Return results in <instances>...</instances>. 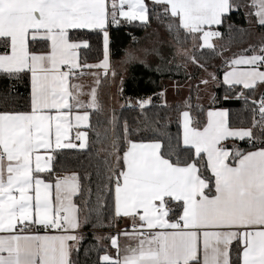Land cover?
I'll use <instances>...</instances> for the list:
<instances>
[{"label": "snow or ice", "instance_id": "1", "mask_svg": "<svg viewBox=\"0 0 264 264\" xmlns=\"http://www.w3.org/2000/svg\"><path fill=\"white\" fill-rule=\"evenodd\" d=\"M154 21L172 59L129 48L121 64L162 73L180 57L224 87L207 105L165 100L175 133L146 115L151 97L132 123L100 99L113 29ZM0 264H264V0H0Z\"/></svg>", "mask_w": 264, "mask_h": 264}, {"label": "trees", "instance_id": "2", "mask_svg": "<svg viewBox=\"0 0 264 264\" xmlns=\"http://www.w3.org/2000/svg\"><path fill=\"white\" fill-rule=\"evenodd\" d=\"M230 23H233L236 25L238 29H244L247 28L248 25L242 21L241 17L236 15L233 16V19L230 21ZM156 24L154 21L151 26ZM150 27L142 28L137 23L134 26H124L122 30H115L113 29L111 35L113 40V60H120L122 59L121 53L128 49L132 44L131 37L134 36L136 40L138 41L137 44H139L144 36L147 35L148 31L150 30ZM222 32H226V27H222L219 29ZM233 42L231 44V52H239L241 46H246L247 43H257L260 39L261 33L255 31L253 29L251 36H242L240 33H234L233 34ZM218 43L217 47L221 44H227L228 43V37L225 36V39L223 41L217 40ZM157 48L160 49L164 56L167 59H172L174 48L172 47H161L159 44H155L152 46V48H146V49H153ZM197 54L200 50H196ZM204 55L200 57L202 62H207L211 65L209 67V70L212 69L217 73V75L222 79L223 71L225 70V65L223 63V58L220 56H213L210 52L207 50H204ZM231 53H228L227 55H230ZM140 57H138L139 59ZM143 58V56L141 57ZM148 59L152 61L153 64L157 63L158 61L156 58L149 56ZM191 64V62H186L182 58L176 57V59L173 61L171 65H168L165 67L162 73L158 72H149L147 71L139 62L128 64L127 66V76L125 77V80L123 82V93L121 94V101L123 103V107L115 112L116 116L120 119L121 123L124 120H128L130 123L133 121H136L140 118V109L138 107H135V101L140 98H152V105L149 106V109L146 113L147 116L151 117L155 113H167V115L172 117V124H171V131L173 133L176 132V123H175V117L176 113L174 111H170L168 109H164L161 107V105L164 103V96L160 97L158 94L161 91H164V82L169 79H177V80H184L189 77L187 75V67ZM198 71L194 73V76H198L200 74V68H197ZM152 81V83H149V81ZM23 91V90H22ZM214 92L217 95L223 96L224 94V87L221 85L219 87L214 88ZM191 102L193 104H196L195 102V95L192 94ZM131 101L133 106H128L129 102ZM180 102H175L174 104H169V106H173L176 104H179ZM239 107V104H234L233 108L234 110ZM106 112L110 116V113L105 108ZM93 123L96 121V116L92 117ZM74 167V164H69V168ZM90 246V244H89ZM102 254V253H101ZM96 259L95 254L93 255V260Z\"/></svg>", "mask_w": 264, "mask_h": 264}, {"label": "rangeland", "instance_id": "3", "mask_svg": "<svg viewBox=\"0 0 264 264\" xmlns=\"http://www.w3.org/2000/svg\"><path fill=\"white\" fill-rule=\"evenodd\" d=\"M218 43V41L216 40ZM215 42V43H216ZM159 44L161 47H172L175 48V42L172 40L171 36L163 28H158L157 24L151 26L147 35L144 36L140 42V47L138 48V52L136 55L141 58L143 56V52L146 48H152L153 45ZM189 48H192V42H189ZM199 50V49H198ZM180 58V57H179ZM198 67L194 64H190L187 67V75L189 77L184 80L177 79H169L164 82V101L166 100L167 104H174L175 102H181L188 100L192 97V94L195 95L196 103H204L207 105L209 93L214 91L213 87H209L207 89L204 88L203 85L199 84L200 79L206 77V73L201 69L200 74L198 76H194V73L198 71ZM209 71H213L210 69ZM114 90L118 91L120 88L119 83L114 81ZM199 85V88L197 87ZM200 96V100H197V96Z\"/></svg>", "mask_w": 264, "mask_h": 264}, {"label": "crops", "instance_id": "4", "mask_svg": "<svg viewBox=\"0 0 264 264\" xmlns=\"http://www.w3.org/2000/svg\"><path fill=\"white\" fill-rule=\"evenodd\" d=\"M215 42L216 40L214 39V43ZM139 47H140V43L136 44L135 46L131 45L129 48H132L136 53L138 52ZM112 61H113V66L118 73V76L115 79V81L119 83V86H121V82H124L125 77L127 76L128 64H121L120 63L121 59L118 61L112 59ZM84 83L90 84L91 81L85 80ZM114 83L115 82L111 78H109V80L105 81L100 88V99L104 104L105 108L107 109V111L110 113V115L112 114L113 111L116 112L117 110L123 107V103L121 101V92L119 91L120 88H118V91L116 93V91L114 90Z\"/></svg>", "mask_w": 264, "mask_h": 264}]
</instances>
